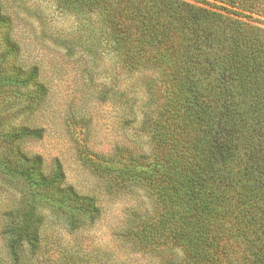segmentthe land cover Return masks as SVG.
Here are the masks:
<instances>
[{
    "label": "trees",
    "instance_id": "obj_1",
    "mask_svg": "<svg viewBox=\"0 0 264 264\" xmlns=\"http://www.w3.org/2000/svg\"><path fill=\"white\" fill-rule=\"evenodd\" d=\"M21 2L0 0V90L27 89L24 117L0 135V189L13 196L2 215L0 264H103L49 231L56 222L75 233L103 211L98 197L67 181L59 158L46 165L25 147L43 135L29 121L47 87L40 66L22 58ZM55 3L99 18L98 27L87 24L81 49L74 34L59 39L83 73L95 70L99 52L113 54L119 72L156 74L145 84L144 108L127 89L100 93L128 104L133 116L144 112L152 152L121 145L85 161L110 192L143 188L152 197L151 213L127 218L122 242L159 264H264V0Z\"/></svg>",
    "mask_w": 264,
    "mask_h": 264
},
{
    "label": "rangeland",
    "instance_id": "obj_2",
    "mask_svg": "<svg viewBox=\"0 0 264 264\" xmlns=\"http://www.w3.org/2000/svg\"><path fill=\"white\" fill-rule=\"evenodd\" d=\"M24 1L16 7L20 9L16 17V35L22 45V58L40 66V77L47 87L44 103L29 121L31 126L43 128V135L30 140L25 147L29 152L42 155L46 165L59 158L67 181L80 192L98 197L103 211L94 225L75 233H69L54 222L49 228L52 238L56 236V240L65 245H75L81 252L90 251L102 258L103 264H159L158 256L134 250L120 238L132 213L138 209L143 213L153 211L150 194L143 188L130 194L110 192L106 180L85 163L94 154L107 155L121 145L146 155L152 152L153 143L143 127L144 112L139 110L133 116L128 104L112 98L102 100L100 93L108 86L127 89L137 95L139 105L144 108L147 103L145 84L155 72L148 69L119 72L113 54L93 52L97 58L92 65L95 70L91 74L83 73V61L66 52L59 39L74 34L76 43L79 42L78 49H81L86 45L87 24L98 27V16L60 9L55 0ZM26 90L18 88L14 92L11 87L0 90V135L24 117L20 108H23ZM23 120L28 123V118ZM12 198L0 189V230L3 212ZM3 253L0 236V257Z\"/></svg>",
    "mask_w": 264,
    "mask_h": 264
}]
</instances>
